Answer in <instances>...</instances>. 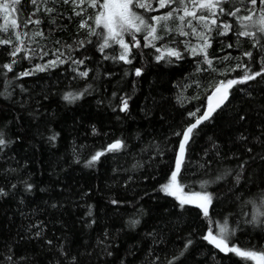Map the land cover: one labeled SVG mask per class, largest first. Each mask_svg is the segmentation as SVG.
<instances>
[{"label":"trees","instance_id":"trees-1","mask_svg":"<svg viewBox=\"0 0 264 264\" xmlns=\"http://www.w3.org/2000/svg\"><path fill=\"white\" fill-rule=\"evenodd\" d=\"M150 3L135 10L145 18L177 11L157 25L155 46H145L144 32L135 34L139 47L125 34L131 63L119 59V45L101 52L102 39L80 26L95 27L89 0H20L7 21L0 15V40L12 41L0 44V264H255L204 239L225 220L235 230L230 246L264 250V75L233 85L186 146L180 183L185 193H211L208 216L161 191L175 169L177 133L201 114L209 92L264 66L258 25L227 14L249 15L253 6L231 0L216 17L196 9L209 16L205 27L180 21L178 3ZM259 9L258 0L253 19ZM245 30L257 35H239ZM157 48L181 56L157 60ZM68 93L79 98L69 102ZM115 141L124 147L106 151ZM97 152L104 155L89 166Z\"/></svg>","mask_w":264,"mask_h":264},{"label":"snow or ice","instance_id":"snow-or-ice-1","mask_svg":"<svg viewBox=\"0 0 264 264\" xmlns=\"http://www.w3.org/2000/svg\"><path fill=\"white\" fill-rule=\"evenodd\" d=\"M33 4L36 3V0H31ZM72 3L77 5L85 4L86 0H71ZM231 0H159V6L161 8L166 7L169 4L178 3L181 7L179 10L183 11V15L179 16L180 21H184L186 17H192L205 24L207 27V21L209 16L204 14H198L196 9L201 12L207 11L211 13L212 17H216V10L218 9L220 13H224L225 9L223 7L224 4L230 3ZM250 4L253 6V9H249V15L237 16V13L240 12L239 8H236L234 11H229L227 14L233 17H236L242 24L244 21H251L253 24L258 25V32L260 34H264V0H259L260 12L261 15L258 19H253L255 16L254 8L258 4V0H249ZM20 3V0H0V13L4 14L5 21L8 20V14L11 11L16 10V5ZM64 3H69V0H64ZM191 3L192 9L189 10L188 4ZM89 6L94 9H98L95 13L94 17H90V19H94L95 27L90 26L87 21H82V28H89L90 34L96 35L102 39V43L100 44V51L103 52L105 48L111 47L113 44L119 45L123 50L119 56V59L126 62L131 63L132 61L128 58V55L131 51V47L129 43H127L124 39L125 34H130L132 36V41L134 47H139V41L136 40V33L144 32L146 35L144 39L148 41V44L145 46H155L154 41L161 39L162 37L157 34V25L160 24L161 21H169L174 18V12L177 9H173L172 11L167 12L162 16H152L150 18H145L141 13L136 11L135 9H146L150 10L152 5L150 0H89ZM48 11H52L48 9ZM80 13H77L79 15ZM150 21H154L155 23H151ZM39 23V21H35ZM212 24L216 23V19H212ZM28 23H32V21H28ZM188 25L191 26V20L188 21ZM17 21L15 19L11 20V27H16ZM245 29L248 28L249 25H243ZM166 27V25H164ZM230 25L225 24L224 28L229 29ZM9 25L5 24L2 27L3 31H8ZM99 29L100 31H98ZM171 30V29H169ZM177 30L182 35H187L186 32L183 31V28L178 27ZM193 33H196V29L193 27ZM37 35H42V33H37ZM202 38L206 40L203 33H198ZM241 36L249 37L256 36V32L250 31H241L239 33ZM17 38H19V33H17ZM11 40H0V44H11ZM83 42H81L82 44ZM259 43V41H257ZM207 43H205L200 51L204 52L207 47ZM255 47V45H254ZM264 50V49H262ZM21 49L16 47L14 51L11 53L12 56H15ZM158 52H161V55L156 57L157 60H161L165 58V53L168 57H177L180 58L181 54L179 51L173 48H166L163 51L157 48ZM196 48H192V52L196 54ZM246 56L251 57L252 53H245ZM205 59L209 66H211L212 61L207 59L205 53ZM63 62V61H61ZM15 61L12 62L14 64ZM83 63V61H80ZM12 64H6L3 67L7 68L9 71L12 70ZM55 65V62H52V66ZM239 67V65H238ZM37 70H43V67L37 66ZM30 72H23L21 76L30 75ZM135 74L139 76L141 74V69H136ZM81 76H87V72H81ZM264 75V66L261 67L260 71L250 73L247 68H245V74L240 79H232L225 81H220L214 88L212 94L208 97V105L203 114L196 118L195 122L188 126L183 133H177V135H182V139L179 144V151L175 161V169L171 172L169 180L167 183L161 185V191L166 193L167 195H171L176 197L179 200L181 206L185 204L196 203L200 208L203 209L204 216H208V206L212 202V195L208 193L206 190H202L199 192H190L185 193L184 187L182 183H180L181 169L184 165L186 146L189 141L196 134L195 130H197L198 126L203 122L208 121L214 112L217 109H220L222 105L228 100L229 90L238 83H244L245 81L253 80L256 77ZM78 95H73L72 93H68L65 95L64 99L69 102L78 99ZM128 102L127 100L123 101L122 111L127 110ZM199 111V110H197ZM190 116H196V113H190ZM55 139V137H52ZM6 142L4 139L0 138V145H4ZM124 147L122 141H116L115 143L108 146L106 151H115ZM104 155L103 152H97L91 160L88 161V165L91 166L95 161H97L100 156ZM219 179V178H218ZM207 182L202 184V189L206 188ZM31 185H29V188ZM0 194L3 193V189H0ZM264 215V213H262ZM255 219V218H254ZM133 223H136L135 221ZM234 229H230L227 223V220L223 224L219 226V230L216 234H213L212 230L209 229L208 234L204 236L205 240H208L212 243L216 248L220 249L223 252L233 253L236 256L242 258L244 261H254L255 264H264V250L254 251V250H242L240 247L231 245V237L234 235Z\"/></svg>","mask_w":264,"mask_h":264},{"label":"water","instance_id":"water-1","mask_svg":"<svg viewBox=\"0 0 264 264\" xmlns=\"http://www.w3.org/2000/svg\"><path fill=\"white\" fill-rule=\"evenodd\" d=\"M213 90H214V89H213ZM213 90H212L211 92H209L208 97L212 94ZM207 105H208V104H207ZM207 105H206L205 108L202 110V112H201V114H200L199 116H201V115L203 114V112L206 110ZM199 116H198V117H199ZM195 120H196V118H195V119H194V120H193L188 126H190L192 123H194ZM188 126H187V127H188ZM187 127H186V128H187ZM115 142H116V141H115ZM115 142H112L111 144H113V143H115ZM111 144H110V145H111ZM178 151H179V150H178Z\"/></svg>","mask_w":264,"mask_h":264},{"label":"rangeland","instance_id":"rangeland-1","mask_svg":"<svg viewBox=\"0 0 264 264\" xmlns=\"http://www.w3.org/2000/svg\"><path fill=\"white\" fill-rule=\"evenodd\" d=\"M0 15L2 16V18H4V14L3 13H0ZM193 205H196L198 206L196 203H192ZM199 207V206H198ZM202 209V208H201Z\"/></svg>","mask_w":264,"mask_h":264}]
</instances>
